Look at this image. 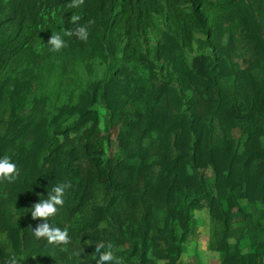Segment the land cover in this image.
I'll return each mask as SVG.
<instances>
[{
  "label": "trees",
  "instance_id": "trees-1",
  "mask_svg": "<svg viewBox=\"0 0 264 264\" xmlns=\"http://www.w3.org/2000/svg\"><path fill=\"white\" fill-rule=\"evenodd\" d=\"M4 155L0 264H264V0H0Z\"/></svg>",
  "mask_w": 264,
  "mask_h": 264
},
{
  "label": "clouds",
  "instance_id": "clouds-1",
  "mask_svg": "<svg viewBox=\"0 0 264 264\" xmlns=\"http://www.w3.org/2000/svg\"><path fill=\"white\" fill-rule=\"evenodd\" d=\"M74 4L79 3V0H73ZM79 17H73V22ZM71 31L65 32V35H72ZM76 36L80 39H87L88 31L86 27L79 26L75 29ZM53 50L61 49L65 41L60 34L51 35L47 42ZM17 172L15 162L7 155L0 156V177L13 179ZM68 185L64 183H56L50 191H47L46 198L35 202L29 209L33 219L40 218V222L36 224L34 229H31L36 238L44 237L51 243L67 242L69 236L67 229L53 226L50 223L49 217L55 215L58 208L64 204L65 193ZM97 258L95 264H119V258L114 255L111 244H105L103 241L95 243ZM7 264H18V258L12 254L7 261Z\"/></svg>",
  "mask_w": 264,
  "mask_h": 264
}]
</instances>
